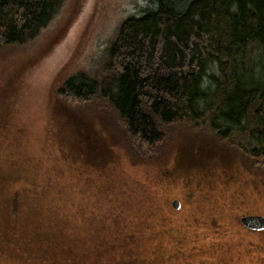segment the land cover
I'll list each match as a JSON object with an SVG mask.
<instances>
[{
  "label": "rangeland",
  "instance_id": "1",
  "mask_svg": "<svg viewBox=\"0 0 264 264\" xmlns=\"http://www.w3.org/2000/svg\"><path fill=\"white\" fill-rule=\"evenodd\" d=\"M148 2L65 0L29 46L0 51V181L75 185L77 198L68 189L52 194L70 195L57 215L73 218L81 236L100 241V248H120L122 237L115 240L113 232L141 240L143 264H243L245 258L254 264L264 255V236L239 219L264 216L263 165L191 134L153 154L128 153L92 106L72 107L58 96L74 73L101 69L121 23ZM43 253L52 256L50 249Z\"/></svg>",
  "mask_w": 264,
  "mask_h": 264
},
{
  "label": "trees",
  "instance_id": "2",
  "mask_svg": "<svg viewBox=\"0 0 264 264\" xmlns=\"http://www.w3.org/2000/svg\"><path fill=\"white\" fill-rule=\"evenodd\" d=\"M64 3L0 0V51L29 46ZM139 13L121 23L101 69L74 73L62 83V101L92 106L131 154H153L175 136L191 134L264 166V0H149ZM2 183L0 264L147 262L137 252L141 240L113 232L115 240L122 237L120 248H100V241L81 236L73 218L57 215L70 195L52 194L68 189L77 198L75 185ZM257 258L254 264H264L263 254Z\"/></svg>",
  "mask_w": 264,
  "mask_h": 264
},
{
  "label": "water",
  "instance_id": "3",
  "mask_svg": "<svg viewBox=\"0 0 264 264\" xmlns=\"http://www.w3.org/2000/svg\"><path fill=\"white\" fill-rule=\"evenodd\" d=\"M171 207L174 210H178L180 208V204L177 200L172 201ZM240 224L247 230L253 232L264 231V216L261 215H247L242 216L239 219Z\"/></svg>",
  "mask_w": 264,
  "mask_h": 264
}]
</instances>
